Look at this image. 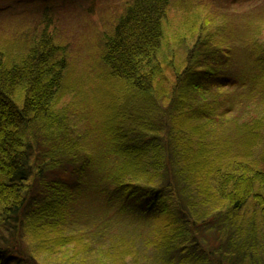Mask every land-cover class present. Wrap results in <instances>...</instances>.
<instances>
[{
    "label": "trees",
    "instance_id": "1",
    "mask_svg": "<svg viewBox=\"0 0 264 264\" xmlns=\"http://www.w3.org/2000/svg\"><path fill=\"white\" fill-rule=\"evenodd\" d=\"M78 1L28 0L35 24L0 40V264H40L30 239L140 264L136 240L103 251L77 232L98 224L90 203L151 222L154 264H264V44L242 68L217 34L165 54L172 9H213L111 0L82 84L59 18Z\"/></svg>",
    "mask_w": 264,
    "mask_h": 264
},
{
    "label": "rangeland",
    "instance_id": "2",
    "mask_svg": "<svg viewBox=\"0 0 264 264\" xmlns=\"http://www.w3.org/2000/svg\"><path fill=\"white\" fill-rule=\"evenodd\" d=\"M115 1L119 3L122 0ZM191 1L198 3L197 0ZM200 1L213 9V15L201 10L185 12L172 9L164 21L166 41L165 44L163 43V52L165 54L174 53L179 44L183 47H192L197 37H203L206 33L208 35L217 34L223 45L231 47L232 59L236 60L235 65L240 68L244 67L252 59L254 46L264 44V26L260 30V25L262 26L261 23L264 22V14H262L264 0H255V5L247 2L234 4L233 0ZM112 2L111 0L97 2L95 5H98V8L95 13L92 11L95 6L92 8L91 3L86 0L82 4L78 1L75 7L71 4L67 5L60 11V29L63 34L61 38L69 46L70 54L75 60V76L79 83L89 82L93 75L91 68L95 62V55L98 53L97 37L100 31H105L104 21L109 23L113 20L112 7H110ZM36 17V6L28 3V0H0V40L5 41L29 25L33 26ZM67 102L68 100L65 101ZM63 105L65 104L60 106ZM90 204L87 213L96 215L98 224L91 222L89 225L81 226L86 229H78L79 234H82L80 230L86 231L87 236L94 238L92 246L97 247V250L102 248L103 251H107L112 246V241L120 243L123 239L136 240L143 255L140 264H154L155 258L151 254L153 248H145L147 246L143 243L151 222H141L138 217L136 218L139 220L131 216L117 217L114 209L107 210V213L98 209L97 214L95 204ZM29 243L36 256V261L40 264H80L78 260L81 258L80 252L76 253L78 248L75 245L67 244L62 246L58 252H54L49 249L40 250L38 244L31 239ZM100 253L101 256L97 257L98 260H94V264H114L104 253L101 251ZM125 260L126 264H135L131 256H127Z\"/></svg>",
    "mask_w": 264,
    "mask_h": 264
}]
</instances>
